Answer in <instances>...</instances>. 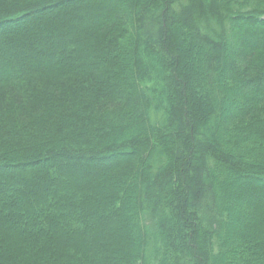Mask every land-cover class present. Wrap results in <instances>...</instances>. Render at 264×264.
I'll list each match as a JSON object with an SVG mask.
<instances>
[{
  "label": "trees",
  "instance_id": "obj_1",
  "mask_svg": "<svg viewBox=\"0 0 264 264\" xmlns=\"http://www.w3.org/2000/svg\"><path fill=\"white\" fill-rule=\"evenodd\" d=\"M0 28V264H264V0H0Z\"/></svg>",
  "mask_w": 264,
  "mask_h": 264
},
{
  "label": "rangeland",
  "instance_id": "obj_2",
  "mask_svg": "<svg viewBox=\"0 0 264 264\" xmlns=\"http://www.w3.org/2000/svg\"><path fill=\"white\" fill-rule=\"evenodd\" d=\"M73 5H74V3H73ZM34 20H37V19H34ZM14 28V27H13ZM2 28H0V31H3V30H1ZM8 30H6V31H3V33L4 32H6V33H8L7 32ZM1 33V32H0ZM229 38H231V36H229ZM1 39V38H0ZM231 40V39H230ZM229 40V41H230ZM229 41H227V43L228 44H230L231 45V41L229 42ZM230 48V47H229ZM196 51L197 50H195V51H193L194 52V56H193V53L191 52V58H190V60L188 61V64L189 65H191V67L194 69V71L195 72H197V71H199L200 70V68H201V62H200V59L198 58L199 57V53L197 52L196 53ZM196 55V56H195ZM231 55V53L229 52V51H226V53H225V57H224V62L226 63V61L231 57L230 56ZM12 74V73H11ZM11 74H9V75H11ZM19 74V73H18ZM18 74H15V76L16 75H18ZM263 187L259 190V193L262 191V192H264V185H262ZM229 198H230V203L231 204H233V205H237L238 206V208L239 207H241V205L244 207V208H239V211H240V213L238 212V216H237V220H234L235 221V223H237L238 225H239V227H241V229L242 230H244V229H247L248 230V228H250L251 227V225H252V223H251V221H249L248 219H247V210H246V208H245V205L243 204V201H242V199H240V198H237L234 194H230L229 195ZM229 203V204H230ZM235 218V217H234ZM258 264H261V263H258Z\"/></svg>",
  "mask_w": 264,
  "mask_h": 264
}]
</instances>
